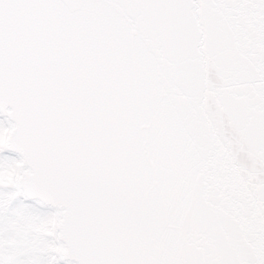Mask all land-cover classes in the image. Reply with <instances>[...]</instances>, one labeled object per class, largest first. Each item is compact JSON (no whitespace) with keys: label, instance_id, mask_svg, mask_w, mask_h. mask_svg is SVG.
<instances>
[{"label":"snow or ice","instance_id":"1","mask_svg":"<svg viewBox=\"0 0 264 264\" xmlns=\"http://www.w3.org/2000/svg\"><path fill=\"white\" fill-rule=\"evenodd\" d=\"M0 264H264V0H0Z\"/></svg>","mask_w":264,"mask_h":264}]
</instances>
